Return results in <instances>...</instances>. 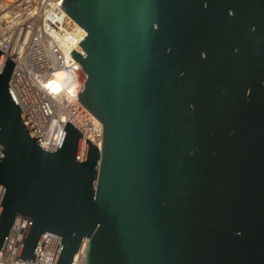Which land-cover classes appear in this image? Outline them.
<instances>
[{
  "label": "water",
  "instance_id": "obj_1",
  "mask_svg": "<svg viewBox=\"0 0 264 264\" xmlns=\"http://www.w3.org/2000/svg\"><path fill=\"white\" fill-rule=\"evenodd\" d=\"M87 35L68 56L76 99L103 126L101 152L66 122L37 143L0 74V250L45 232L53 264H264V0H62ZM3 53L0 51V63Z\"/></svg>",
  "mask_w": 264,
  "mask_h": 264
},
{
  "label": "built area",
  "instance_id": "obj_2",
  "mask_svg": "<svg viewBox=\"0 0 264 264\" xmlns=\"http://www.w3.org/2000/svg\"><path fill=\"white\" fill-rule=\"evenodd\" d=\"M61 1L0 0V74L9 58L14 63L9 88L39 146L55 152L69 122L82 134V161L86 139L101 152L103 126L76 99L83 76L68 56L87 33L60 7ZM4 193L3 188L0 205ZM29 221L28 215H14L0 264H53L62 238L50 232L43 234L34 262L16 259ZM88 245L83 238L72 264H86Z\"/></svg>",
  "mask_w": 264,
  "mask_h": 264
},
{
  "label": "bare ground",
  "instance_id": "obj_3",
  "mask_svg": "<svg viewBox=\"0 0 264 264\" xmlns=\"http://www.w3.org/2000/svg\"><path fill=\"white\" fill-rule=\"evenodd\" d=\"M78 63V62H77ZM78 65L80 66V64L78 63ZM80 71H81V73H82V76H83V70H82V68H81V66H80ZM58 75L59 76H63L64 75V72H60V73H58ZM19 107H20V105H19ZM20 109H21V107H20ZM22 110V109H21ZM75 128V127H74ZM76 129V128H75Z\"/></svg>",
  "mask_w": 264,
  "mask_h": 264
}]
</instances>
